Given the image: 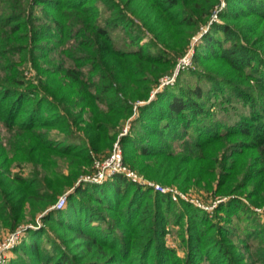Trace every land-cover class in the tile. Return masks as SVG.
I'll return each mask as SVG.
<instances>
[{"label": "trees", "instance_id": "obj_1", "mask_svg": "<svg viewBox=\"0 0 264 264\" xmlns=\"http://www.w3.org/2000/svg\"><path fill=\"white\" fill-rule=\"evenodd\" d=\"M226 2L221 9L222 0H0V225L14 229L28 213H44L9 264H203L205 256L211 264H264V221L249 215L246 227L233 225L241 212L255 213L238 197L246 190L264 213V0ZM216 12L220 21L195 54L209 84L159 88ZM116 30L129 48L117 45ZM28 60L42 76L38 86L23 77ZM213 98L226 110L241 100L249 111L227 123L213 117ZM129 119L125 162L162 182L238 194L217 209L227 225L123 174L77 185ZM73 126L85 130L83 143L52 139L51 129L71 136ZM58 157L68 174L55 169ZM15 162H33L34 173L12 175ZM70 188L67 207L50 209ZM185 221L183 259L166 235L170 223Z\"/></svg>", "mask_w": 264, "mask_h": 264}, {"label": "rangeland", "instance_id": "obj_2", "mask_svg": "<svg viewBox=\"0 0 264 264\" xmlns=\"http://www.w3.org/2000/svg\"><path fill=\"white\" fill-rule=\"evenodd\" d=\"M227 7V2L226 0H222L221 3V9H225ZM102 10H103V15L104 17H106L108 15L109 12H107L105 10V6L102 5ZM216 14V13H215ZM213 16V19L211 20V22H209L207 25H204L200 28V30L194 35V37H192L191 42L186 46L185 51L183 52V54L180 55V57L178 58L179 61L178 63L175 65V67L173 69H171L169 71V74L165 75L164 77H162V83L159 85L162 87L165 86L163 85V82L169 80L171 81L169 84H176V83H181L184 86L187 85V83L195 85V84H202L203 86L208 85L209 82L205 79H202L201 76L207 72V69L205 68L204 65L197 63L195 61V54H196V49L197 47L202 43L203 41V35L208 33L209 28H210V24L213 21H220V17L219 15L217 16ZM218 14V13H217ZM138 21V20H137ZM112 36L114 37L115 41L117 42V45L121 48H129L126 44V35L125 32H122L121 30H116L112 33ZM152 37V35H147L143 41L141 43L144 42H149L150 38ZM191 51H193L194 55L192 57V61L184 68H180L179 69V62ZM54 55V54H53ZM58 59H65V61L68 63V61H70L67 56H61ZM57 58L53 59L52 62L53 63H57L59 60ZM43 66H48L47 63L44 62ZM22 72H23V77L27 82H32L35 85H40V80L42 78L41 74H39L37 67L34 66L33 61L28 60L26 61L22 67ZM177 73V74H176ZM176 74V76L174 77V75ZM243 87H247L246 85H243ZM159 89V88H157ZM156 89V90H157ZM154 98V96H153ZM213 101H215V99L213 98L212 101L210 102L213 103ZM138 104H144V102H138ZM212 105V114L213 117L215 115L216 119H220V120H224L227 123H233L236 120H238L240 118V116L243 113H248L249 111V107L246 106L241 100H237L235 102L232 103L233 106L229 107L228 110L224 109V104L220 103V102H214V104ZM137 110V108H135ZM137 116V113L134 114V116L132 117L135 118ZM84 126V125H83ZM132 126V120H122L121 124L119 126V132L116 135V140L114 141L113 145L109 148H105L104 150L100 151L99 153L96 154V161L97 160H106L112 153L113 148L115 143L120 140L123 135H126L129 133L130 129ZM72 130L76 131L74 132L73 135L69 136V134H65L63 133L61 130H59L58 128H53L50 130V135L52 137L53 140L55 141H70V142H75V143H83L81 141V138L86 139V133L85 130L80 129L78 126H73ZM127 130V131H126ZM4 134V136L6 135L4 131H2ZM127 132V133H125ZM16 140V138H14ZM13 141V140H12ZM17 141V140H16ZM4 143V141H3ZM121 144L123 146V150L125 149L122 141ZM178 146V144L176 145ZM124 156H125V151H124ZM125 162V159H124ZM94 165L95 163L89 167L86 168L87 172L82 175L80 177V179L77 181V185L84 183V181H81V179L84 178V176L86 177V175L91 174L94 171ZM125 165L128 166L131 170H133L140 178L143 179V181H148L150 182L152 185H149V188H152L154 191H157L155 186H160V190L158 192H161L163 194H169L171 195L172 199L179 203V197L177 196H182L185 198V200H187L189 203L193 204L195 207L198 208H202L203 210L209 212V215L211 218H213L215 220V222L221 224V225H227L228 222L227 220H225V217L223 214H221L220 212H218V207L222 202H225L233 197H235L238 194H232V195H221L218 193H214L213 191H208L207 189H205L204 187H199L196 185H190L188 187H184L181 186L179 183L177 182H162L160 180L154 179L152 177H149L145 172H142L138 167H134L131 163H126ZM11 168V173L12 175H14L15 173H19L25 177H29L30 175H32L35 171V167L33 165V162L31 163H22V165H19L18 163H12V165L10 166ZM58 171L64 172L65 174L69 173V166L67 161L63 158V157H58V166L55 168ZM40 170V168H39ZM50 171V170H49ZM218 171L221 172V168H218ZM49 177H53L51 172H49ZM110 179V178H109ZM217 182L216 181L214 183L215 186H217ZM251 187H249L250 189ZM161 189H165L167 190V192H163ZM74 190V188H70L67 189V191L65 193H63L61 196L63 195H68L70 192H72ZM246 193L240 194L238 195V197H240L244 203H246L249 207H251L252 209L255 210V213H246V211L241 212L240 215L241 218H234L233 221V225H239L241 228L246 227V225H248L247 223L249 222V215L250 219L253 216L259 217L262 219V221H264V213H263V209L262 208H258L255 207L254 205H252L250 203V201L246 198L247 192L248 190L245 191ZM177 196H176V195ZM60 196V197H61ZM53 206L50 207V209H52ZM28 209V207H27ZM49 209V210H50ZM56 210V209H53ZM240 211V210H239ZM44 213H39L37 215V217L35 219L32 218L31 214L28 213L27 217L25 219L24 222H22L20 225H18L16 228L11 229L8 226L5 225H0V245L4 242L5 239H7L11 234L17 232L18 230H22V235L20 237V241L15 245V247H13V249L9 250L6 252L7 257L5 258L6 260L3 263L0 264H9L10 261L13 258L17 257V254L15 251V248L22 242V240L24 238H28V233H27V229L30 228H34V229H38L43 225L42 219L41 217L43 216ZM238 214V213H237ZM236 215V214H235ZM42 224L41 226H39V224ZM185 226H183L182 223L177 224V223H170L167 226V235H166V242L167 244L174 248L178 254L179 257L181 258H186L187 257V249H186V243L184 242V238H188V232H187V228H186V221H185ZM27 228V229H26ZM50 231V234L52 235V237H54V239L57 240V242L62 243V238L60 237V232L58 230H51L50 228H48ZM241 230V229H240ZM241 237H243L240 234ZM47 238L44 239L43 244L45 246L51 247V242L49 240H46ZM235 242L239 243V239L238 237H235ZM255 243H257L256 241H254ZM203 264H211L208 256H205L203 258Z\"/></svg>", "mask_w": 264, "mask_h": 264}, {"label": "built area", "instance_id": "obj_3", "mask_svg": "<svg viewBox=\"0 0 264 264\" xmlns=\"http://www.w3.org/2000/svg\"><path fill=\"white\" fill-rule=\"evenodd\" d=\"M217 12L215 16H217ZM194 53L191 51L188 53L180 62H179V69L186 67L191 61ZM177 74V73H176ZM174 75V77L176 76ZM171 81L167 80L163 82V85L169 84ZM162 88V85L159 87ZM127 131V130H126ZM127 133V132H125ZM94 171L84 176L83 179L80 180L89 183H103L109 178H112L116 174H123L130 180L134 182H139L145 185H152L148 181H143L133 170H131L128 166L125 165L124 162V150L121 144V141L118 140L113 148L111 155L106 160H97L95 161ZM156 190H160V186H155ZM163 192H167L165 189H161ZM176 195V194H175ZM177 196V195H176ZM180 198H185L182 196H177ZM186 199V198H185ZM68 205V195L61 196L55 205H53L52 209L61 210L65 209ZM39 226L42 224L38 223ZM27 229V228H26ZM23 230V229H22ZM22 230H18L17 232L11 234L4 242L0 245V263H3L7 257L6 252L13 249L15 245L20 241V237L22 235Z\"/></svg>", "mask_w": 264, "mask_h": 264}, {"label": "water", "instance_id": "obj_4", "mask_svg": "<svg viewBox=\"0 0 264 264\" xmlns=\"http://www.w3.org/2000/svg\"><path fill=\"white\" fill-rule=\"evenodd\" d=\"M153 98V97H152Z\"/></svg>", "mask_w": 264, "mask_h": 264}]
</instances>
